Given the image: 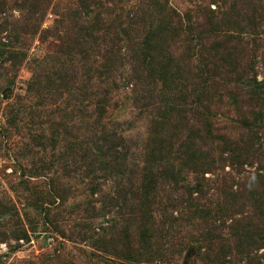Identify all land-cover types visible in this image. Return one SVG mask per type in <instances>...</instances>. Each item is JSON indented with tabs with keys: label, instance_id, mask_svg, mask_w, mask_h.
<instances>
[{
	"label": "trees",
	"instance_id": "trees-1",
	"mask_svg": "<svg viewBox=\"0 0 264 264\" xmlns=\"http://www.w3.org/2000/svg\"><path fill=\"white\" fill-rule=\"evenodd\" d=\"M2 1L0 14L6 6H15L21 13L17 25L2 30L8 33L9 43H21V37L33 29L43 39L52 37L59 43L55 54L41 63L35 61L27 90L29 97L38 100L39 108L55 105L65 95L74 103L72 111L60 118L51 115L49 122L47 141L55 148L67 143L62 144L67 151L57 163L65 168L68 159L75 166L85 165L91 175L99 171L117 178V195L130 218L124 220L118 234L103 240L100 250L109 257H120L121 263L116 264H153L167 256L166 239L175 237L182 242L180 225L191 223L199 235L189 249L196 257L211 264H264V142L256 133L253 142L243 136L224 140L216 135L209 96L211 71L229 66L240 77L255 72L253 48L237 35L262 27L264 0H244V4L215 0L218 11L202 10L203 22H198V28L185 27L168 6L170 0H140L139 5L119 8L116 13L113 8L128 0H77V7L66 13L57 10L56 0ZM50 14L54 23L44 28ZM184 36L189 51L199 50L200 72L195 74H182V61L175 53ZM195 39L199 44H194ZM258 41L263 40L256 32L255 47ZM19 54L23 60L28 58L23 51ZM248 58L244 64L242 60ZM81 64L82 72H77ZM120 76H126L133 86L141 108L152 113L142 160L132 171L128 139L112 125L111 107L117 104L113 94L123 83ZM196 79L200 80L198 104L191 107L189 86L196 91L191 83ZM248 87V111L239 113L243 125L254 134L257 127L264 130V120L254 118L260 113L250 112V104L264 102V81L255 80ZM84 101L87 106L82 105ZM78 115H84V126L74 124ZM11 116L10 122H16L18 116ZM221 140L226 151L216 157ZM227 161L240 168L255 162L260 166L250 178L239 181L224 172V167V175L212 187L205 175ZM50 185L56 195L64 192L58 178ZM213 189L220 199L210 198Z\"/></svg>",
	"mask_w": 264,
	"mask_h": 264
},
{
	"label": "rangeland",
	"instance_id": "rangeland-1",
	"mask_svg": "<svg viewBox=\"0 0 264 264\" xmlns=\"http://www.w3.org/2000/svg\"><path fill=\"white\" fill-rule=\"evenodd\" d=\"M139 1L128 0L126 4L113 8L114 12H119V8L129 10L139 5ZM160 1L167 2V0ZM214 1L170 0L168 6L178 13L185 27L198 28V22H203L202 10L211 8L218 11ZM239 2L244 4V0ZM230 3L233 4V1ZM56 4L59 12L66 13L77 7V0H56ZM225 6H229V3L221 5V8ZM2 9L3 12L0 14L1 264L121 263L120 257L116 255L109 257L100 250V247L104 248L103 240L105 238L109 240L112 235L118 234L117 231L122 228L124 220L130 218L127 215L128 211L122 210L124 206L122 197L119 198L117 195V178L99 171L91 175L85 165L75 166L68 159L65 168L61 163H57L62 154L67 151L62 144L67 143L64 141L55 148L50 141H47L51 135L49 122L51 115L56 114L57 118H60L63 113L65 116L72 111L75 108L74 103L66 99L65 95L57 104L39 108L38 100L29 97L27 93L28 84L33 77V69L36 68L35 61L41 63L47 56L55 54L59 43L52 37L43 39L35 34L34 29L27 30L28 34L21 37V43L14 45L9 43L6 37L8 33H2V30L10 28V24L17 25L21 13L15 6H6ZM53 23L54 16L50 14L44 23V28L51 27ZM261 25L262 27L257 31L248 30L247 33L237 35L238 39L253 48V52L249 49L248 51L257 57L256 70L253 74L240 77L238 72H233L229 66L211 71L214 72L213 75L209 74L212 76L209 83L211 86L209 96L212 100L211 112L216 116L217 131L215 133L224 140L239 139L243 136L249 142H253L252 137H255L256 133L261 142H264V130L257 127L252 134L243 125L242 115L239 113L241 110L248 111L246 102L251 100L248 95V91L251 90L248 83H253L255 80L260 83L264 81V43H262L264 21ZM256 32L263 40L257 42V47L252 42L256 38ZM184 39L185 36L182 42L177 44L175 53L182 61V74L186 72L195 74L200 72L199 50L189 51V43L183 42ZM193 42L199 44L196 39ZM4 45L11 47L7 48ZM21 51L28 55L27 59H21L19 54ZM249 59L242 62L247 64ZM218 62L220 64L221 61ZM49 63L48 61L47 65ZM56 68L60 70L61 66L56 63ZM77 72H82V64L78 66ZM119 78L123 83L121 89L113 94V102L117 104L111 107L112 125L128 139L129 169L132 171L142 160V145L148 136L152 113L143 110L135 101L133 86L128 84L126 76ZM199 82V79L191 81L195 84L196 91H192L189 86L190 100L188 101L191 107H196L198 104L197 83ZM82 105L87 106V102L84 101ZM249 111L260 113L254 118L260 117V120H264V102L251 103ZM12 113L18 116L16 122L9 120ZM83 117L84 115L76 117L74 124L77 127L85 125ZM191 120L195 123L194 118ZM71 126H73L72 122ZM84 132L82 130L81 134ZM187 133V131L183 132L184 135ZM224 140H221L216 147L217 151L214 152L216 157H219L221 150L226 151L222 143ZM64 157L65 155L63 160ZM220 166L221 169L205 175L212 187L216 185L218 176H223L224 172L234 176L237 181L246 180L259 169L260 165L255 162L254 165L246 164L240 168L227 161ZM53 178H58L64 187L61 195H56L51 188L50 183ZM234 189L237 190L238 185L234 186ZM216 193L213 189L211 191L213 195H210V198L220 199L221 196L217 198ZM157 216V220L161 221L162 218L158 213ZM180 226L182 242L175 237L166 239L168 245L165 246L169 247L167 256L153 264H211L189 251L199 238L196 227L191 223ZM112 227L116 229H110ZM17 235L22 238L17 239ZM234 259H236L235 256L232 260ZM133 264L136 263L133 262Z\"/></svg>",
	"mask_w": 264,
	"mask_h": 264
}]
</instances>
